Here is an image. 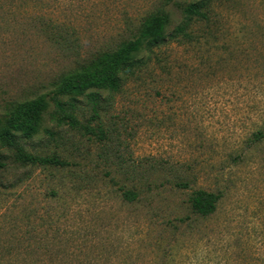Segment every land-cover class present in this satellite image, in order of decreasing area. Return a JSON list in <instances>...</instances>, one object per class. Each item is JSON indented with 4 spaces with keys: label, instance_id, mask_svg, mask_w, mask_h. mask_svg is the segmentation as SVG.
<instances>
[{
    "label": "rangeland",
    "instance_id": "rangeland-1",
    "mask_svg": "<svg viewBox=\"0 0 264 264\" xmlns=\"http://www.w3.org/2000/svg\"><path fill=\"white\" fill-rule=\"evenodd\" d=\"M199 1L208 20L189 39L139 51L117 91L98 90L107 140L56 124L63 77L138 37L158 8L169 33ZM39 96L25 151L66 165L0 144V264H264V0H0V127ZM198 189L219 196L206 218L190 211Z\"/></svg>",
    "mask_w": 264,
    "mask_h": 264
},
{
    "label": "trees",
    "instance_id": "trees-1",
    "mask_svg": "<svg viewBox=\"0 0 264 264\" xmlns=\"http://www.w3.org/2000/svg\"><path fill=\"white\" fill-rule=\"evenodd\" d=\"M170 1V0H168ZM168 3V2H166ZM207 4L204 1L190 3L182 9V19L171 32H167L170 24L169 13L165 8H158L152 12L139 28V35L133 40L123 42L110 53L97 55L87 66L63 77L56 89V94L51 97L54 103L53 120L58 126L67 125L72 130L91 134L98 140H107V132L101 123L102 97L98 90L117 91L122 84L120 73L131 69L130 61L139 51L151 50L161 46L170 40L185 38L189 39L188 32L192 24L198 20H208L205 11ZM67 96V100L61 97ZM79 97L85 99L91 115L88 120L81 122L76 115ZM48 103L45 96L36 97L25 101L13 110L8 111L9 116L5 124L0 127V144L13 152V158L19 162L39 163L41 165L65 166L57 156L39 157L25 151L29 140L35 136L40 128L43 113ZM98 121L96 126L91 123ZM256 133L254 136H260ZM0 156V168L5 166ZM179 188H185L186 183L176 184ZM123 199L133 203L138 199V193L133 190H125ZM219 196L205 190H193L188 197V203L192 214L202 218L212 215L216 208Z\"/></svg>",
    "mask_w": 264,
    "mask_h": 264
}]
</instances>
